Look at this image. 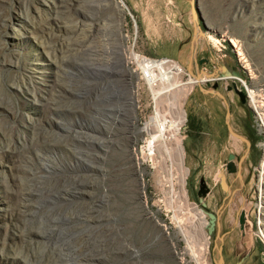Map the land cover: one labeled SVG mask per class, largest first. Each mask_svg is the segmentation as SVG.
Returning <instances> with one entry per match:
<instances>
[{
  "label": "rangeland",
  "instance_id": "obj_1",
  "mask_svg": "<svg viewBox=\"0 0 264 264\" xmlns=\"http://www.w3.org/2000/svg\"><path fill=\"white\" fill-rule=\"evenodd\" d=\"M198 5L194 41L191 0H0V264H213L204 211L224 205V230L244 208L255 232L241 238L233 227L229 251L236 242L256 246L264 264L256 236L264 239L263 135L252 109L222 85L232 128L246 139L253 132V153L246 158L247 148L239 162L242 183L230 179L241 192L229 205L216 170L244 146L227 130L223 97L201 89L211 90L242 52L257 103L264 0ZM130 49L178 63L179 83L167 91L145 84ZM178 115L185 124L170 161L155 136ZM203 176L212 189L205 206Z\"/></svg>",
  "mask_w": 264,
  "mask_h": 264
},
{
  "label": "flooded vegetation",
  "instance_id": "obj_2",
  "mask_svg": "<svg viewBox=\"0 0 264 264\" xmlns=\"http://www.w3.org/2000/svg\"><path fill=\"white\" fill-rule=\"evenodd\" d=\"M200 21H203V20L200 18ZM208 62H209L208 58L199 59V63L202 64V65L205 64V63H208ZM238 67H239V64L233 65V67L232 66L231 67L230 66L227 67L228 70H226V71H224V70L220 71L219 76H214L212 78V80H211L212 82L210 83L211 86H212L211 88L214 89L215 91H219L221 94H223L225 96V99L228 100L226 95L224 94L225 92L222 90V85L225 86V89L228 92H234V95L237 98V100L240 102V104L243 105V106H247L248 111L251 112L250 106H249L248 95L240 87L241 86L240 80L233 74V71L236 68H238ZM243 73L245 74V77H246L247 75H246V72L244 70H243ZM236 85H237V87L240 90H243L245 92L244 100L237 93L236 87H235ZM228 102H229V100H228ZM225 122H226V118H225ZM227 130L229 131L228 127H227ZM252 136H253V132L250 133L249 136L247 137V139L250 142V145H248L247 142L242 140V143H243L244 147H243L241 153L229 151L227 153L226 160H225V163L223 164V166L217 168V170H216V176L218 177V183L220 184V186H221L222 190L224 191L225 195H227L231 199V200H228L229 205H233V203L235 201V197H237L238 194L241 192L240 189L235 188L234 186H230V179L233 178L236 182L242 183L243 174H240L238 165H239V162H240V160L242 158L243 153L246 152L245 150L247 148H248V154H247L246 158H248L253 153V140L251 138ZM232 153L235 155V157L233 158V161L235 162V164L237 166V170L233 171V172H230L229 168H228V163L230 161L229 160V156ZM223 178L227 182V185L229 187V191H226V189H224V187H223V184H222ZM203 181H204V184H206L204 186V189L209 188V190H210L207 193V196H208L211 193L212 189L209 186V182H208L207 178H205L204 176L201 177V179H200V186L198 188V196H199V191L201 190V185H202ZM224 208L227 209L228 206H225V205L222 206L221 210H219V211H215V212L214 211H209V212H213L217 216L216 221H215L214 230H213V233L211 234V236L213 237L212 250H213L214 253H216L215 258L213 259V264H216L215 259L219 258V247H221V249H222V254H223V257H224V264H257V262H258V254L256 253V251H254V250L257 249V248H254L256 246H254L251 249H246L241 242H236L235 244H233L232 250L230 252L228 247H227V245H226V239L228 237H230L231 232L233 230V227H235L236 229L238 228V230H239V232L241 234V238L246 235V225L244 224V227H242V225H241V215L245 214V218H246L245 209L242 208L240 210H236L234 212V215L231 218L229 229L224 230L223 229V224H222V221H221L222 212H223ZM208 220H209V222H208V227H209V226H211L212 222H211V218L210 217H209ZM219 236H223L224 240L221 241L219 239Z\"/></svg>",
  "mask_w": 264,
  "mask_h": 264
},
{
  "label": "bare ground",
  "instance_id": "obj_3",
  "mask_svg": "<svg viewBox=\"0 0 264 264\" xmlns=\"http://www.w3.org/2000/svg\"><path fill=\"white\" fill-rule=\"evenodd\" d=\"M117 5L119 6V8L124 10L125 7H124L123 3L118 2ZM192 15H193V12H192ZM194 18H195V16H194ZM195 23H196L195 24V27H196L195 30L196 31H195V35H194V39H195L194 41H197L198 37L202 33H201V31H197L198 25H197L196 19H195ZM232 41L234 43H238L235 40H232ZM234 46L236 48H238L236 44H234ZM193 49H194V46H193ZM130 51H131L130 61L134 66H136L137 77L141 81H143L145 84L152 86V88L154 86H156L160 90L167 91L171 87L176 86L179 83L181 76L184 74V69L178 63H176L174 61H171L169 59L150 58L146 55H142L140 53L135 52L133 49H130ZM239 53L242 56L241 60L243 61V53L242 52H239ZM245 69H247V68H245ZM189 71L191 72L192 75H194L191 63H189ZM201 74L202 73L199 72V74H197V75L195 74L193 78L200 80ZM257 88H258V86H257ZM154 92L156 95L157 94L161 95V93H158L156 91H154ZM262 95H263V92L261 91V89H259V96H258V101L256 103V106L258 109L264 110V98L262 99ZM174 122H175V124H174ZM184 124H185V120H184V117L182 115H178L175 118V120L169 119L167 121L165 120V122H163L162 124H158V129H157L158 132H157V135L155 137L162 138L165 141L164 144L167 148L166 150L169 153L170 161H172V157H173V156H171L170 149L179 145L180 138H181V132H182L181 128ZM170 165H172V163ZM261 170H262L261 175L264 177V164H262ZM170 171H171V174H173V166H171ZM224 186H225L224 188L226 189V191H229V187L226 185H224ZM180 233L184 234L181 230H180ZM192 239H195V238L193 237ZM190 249H192V247ZM196 255H197L196 258L198 260L202 261L203 255L201 254V252L198 251Z\"/></svg>",
  "mask_w": 264,
  "mask_h": 264
},
{
  "label": "water",
  "instance_id": "obj_4",
  "mask_svg": "<svg viewBox=\"0 0 264 264\" xmlns=\"http://www.w3.org/2000/svg\"><path fill=\"white\" fill-rule=\"evenodd\" d=\"M191 3H192V12H193V15L195 16V19H196V22H197V19L198 17H200L202 20H203V16L201 14V10H200V7L198 5V0H191ZM225 70H228L227 67H224ZM209 75V73H207ZM233 74L241 79H244L245 78V74L243 73V70L241 68H236L234 71H233ZM236 87V91L237 93L242 97V99L244 100V96H245V92L243 90H240L237 85L235 86ZM201 89L203 91H207V92H212V93H217L218 95L222 96L225 100V104H226V123H227V127L230 131L231 134H233L235 137L237 138H240L241 140L247 142V144L249 145L250 142L248 139H246L244 136L240 135L239 133H237L236 131H234V129L232 128L231 124H230V116H231V113H230V108H229V103L228 101L225 99V97L223 96V94H221L219 91H215L214 89H205L203 87H201ZM235 157V155L232 153L230 154L229 156V163H228V168H229V171L230 172H233V171H236L237 170V166L235 164V162L233 161V158ZM239 167V171L241 169V163L238 165ZM223 187H225L224 185L228 186L227 185V182L225 181V179L223 178ZM206 184H204V181L202 182V185H201V190L199 191V197H200V202L205 206L206 205V202H205V197L207 196V193L210 191L209 188L207 189H204V186ZM225 189V188H224ZM204 211V210H203ZM210 218H211V226L208 227V233L211 235L213 233V230H214V226H215V221H216V218L217 216L213 213V212H209V211H204ZM244 224H245V214H242L241 215V225L242 227H244ZM219 239L221 241H223V236H219ZM215 262L216 264H224V257H223V254H222V249L221 247H219V258H216L215 259Z\"/></svg>",
  "mask_w": 264,
  "mask_h": 264
},
{
  "label": "built area",
  "instance_id": "obj_5",
  "mask_svg": "<svg viewBox=\"0 0 264 264\" xmlns=\"http://www.w3.org/2000/svg\"><path fill=\"white\" fill-rule=\"evenodd\" d=\"M231 44H236L238 47V50L241 49V46H239L237 43L232 42V40H230ZM239 67L242 68L243 70L245 68H247V64H248V60L247 57H245V54H243V61H238ZM237 77V76H236ZM240 80L241 83V88L247 93L248 98H249V106L252 109L253 113H254V118H255V123L256 126L258 128V131L261 135H263V140H264V110L262 109H258L256 104L253 102L252 97L250 95V87L248 86L246 79H241L239 77H237ZM253 83V82H252ZM253 85V84H252ZM257 85V84H256ZM258 86V85H257ZM253 88V87H251ZM259 89H261V91L263 92L262 95V99L264 98V88L261 87V85L258 86ZM262 140V141H263ZM262 141L260 142V145H262ZM260 164H264V156L262 157V162ZM246 228L251 232H254V223H252L250 216H249V212H246ZM255 233V232H254ZM260 240H262L264 242V239L260 236V235H256Z\"/></svg>",
  "mask_w": 264,
  "mask_h": 264
}]
</instances>
